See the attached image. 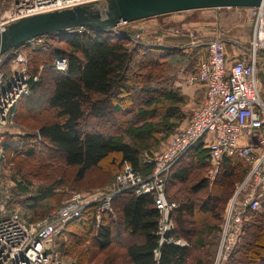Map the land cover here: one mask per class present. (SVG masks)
Returning <instances> with one entry per match:
<instances>
[{
    "label": "trees",
    "instance_id": "trees-1",
    "mask_svg": "<svg viewBox=\"0 0 264 264\" xmlns=\"http://www.w3.org/2000/svg\"><path fill=\"white\" fill-rule=\"evenodd\" d=\"M116 29L81 28L80 31L52 33L42 37L53 38L54 45L47 42L31 46L27 42L11 51V55L19 50L26 54L31 75L39 72L40 64L57 57L67 58V68L62 72L49 70L52 79L46 107L35 114H46L48 118L33 125L36 131L25 132L20 144L4 140L5 156L10 152L21 160L38 158L39 166H43L44 159L54 157L73 173L74 183L81 182L92 171L103 172L108 164H115L120 171L123 164L128 163L141 175L150 174L153 164L145 155L150 156L182 126L186 97L181 88L174 85L175 77L171 78L166 68L170 57H177L176 62L181 64L184 54L165 44L149 47L147 42L131 44L132 32L126 28ZM190 70L196 71L194 65ZM42 82L41 75L32 82L29 94L38 92ZM108 115L112 121L107 120ZM90 118L94 120L89 122ZM207 165H212L208 149L197 143L166 174L165 195L176 203V208L171 213L173 229L165 236L173 240L158 243V212L152 195L124 191L111 202L112 212H102L99 221L96 206L91 205L78 219L68 222L58 234V238L68 242L59 243L57 239L55 250L60 249L63 255L62 245L67 249L69 244L81 239L100 251L122 242L120 264H211L225 205L245 175L247 165L235 156H223L216 179L209 188L206 170L190 178L192 170ZM20 176L14 187L19 195L28 189L25 176ZM114 177L110 183L96 189L112 186ZM202 191L204 194L197 196ZM52 192L53 185L45 186L36 196L28 197L27 205L34 216ZM61 204L45 214L39 213L33 221L47 216ZM177 239H184L187 244L180 245L175 242ZM206 246L209 250L205 257L196 254L192 257L195 250L200 254ZM79 258L72 261L87 264ZM227 264H264L263 211L250 212Z\"/></svg>",
    "mask_w": 264,
    "mask_h": 264
},
{
    "label": "built area",
    "instance_id": "built-area-1",
    "mask_svg": "<svg viewBox=\"0 0 264 264\" xmlns=\"http://www.w3.org/2000/svg\"><path fill=\"white\" fill-rule=\"evenodd\" d=\"M94 1L104 0H0V28L21 17ZM250 12L251 35L242 56L230 60L224 41L212 37L204 43L205 57L196 71L184 74L187 84L203 87V99L187 122L169 136L162 150L147 156L146 160L153 164L150 174L143 176L124 163L112 186L74 192L61 206L33 222L16 209H6L9 190H0V264H77L59 255L54 237L91 205L96 206L99 221L102 212H112L111 202L124 191L151 194L158 212V243L173 240L165 234L173 229L171 213L176 203L166 198L165 177L170 167L197 143L208 149L214 171L223 156H235L247 165L225 205L211 262L227 264L250 212L264 210V6L250 7ZM11 51L0 54V168L6 162L2 143L15 126L17 105L29 94L32 82L38 80L37 73L29 74L27 57L22 52L13 54L9 66H5ZM52 66L65 71L67 58H55ZM175 242L186 245L181 239Z\"/></svg>",
    "mask_w": 264,
    "mask_h": 264
},
{
    "label": "rangeland",
    "instance_id": "rangeland-1",
    "mask_svg": "<svg viewBox=\"0 0 264 264\" xmlns=\"http://www.w3.org/2000/svg\"><path fill=\"white\" fill-rule=\"evenodd\" d=\"M228 15V11L225 9H198L184 12L168 13L133 22H125L123 24L117 25L114 29L119 27L116 30H120L122 28L130 30L132 32V36H130L129 38V40H131V44L145 43L146 40H144V34L151 31L154 27L160 26L165 30L163 32H169L170 34H172L165 35L160 39H149L146 44L148 47L151 44H165L170 48H178L182 52V54H184V58L182 59L181 64L180 62H176V60H178L177 57H170V60L167 61L168 66L166 68V71L168 70L167 73H169V76L173 78V76L176 77L178 76V74L182 75L187 71H191V67L195 65V61L200 57L199 52L205 51L204 43L208 39L200 38L198 35H196V32H198V28L200 27V25L204 26L207 29L209 27H212L213 32L215 33L214 35L218 36L221 39H230L229 34L233 31V29L227 28L226 30V28H224L222 25L223 23H227L228 26L229 21L233 19V17L231 18ZM211 22L213 24L207 26L205 25ZM52 40L53 38L39 37L29 41L28 43L31 44V46H37L39 44H44L47 42L52 44ZM54 44L55 42L52 45ZM247 45L248 43L246 44V46ZM18 52L24 53L21 50H19ZM52 61L39 65V72H37V74L38 79L39 76L42 75V87L38 92H36L35 94H28L24 99L20 101L21 103H18V105L20 104V107L18 109L16 108L15 111V126L10 129V131L12 132L11 134H5V142H10L11 144H20L23 135H19L17 132L25 133L28 132V130L34 132L36 130L33 125L38 124L39 122H43L46 120V118H48L46 117V114H41L40 116L42 117L39 118L40 120L37 119V117H40L38 116L39 112L44 111L42 108L46 107V100L50 94L52 75L50 74L49 70H55L54 67L50 65L52 64ZM41 66L42 68L40 69ZM129 103H131V101ZM186 105L187 100L183 107L184 117L181 125H183L187 121V119L191 115L192 110L196 107L194 106L192 109H189L186 107ZM36 113L38 114L35 116ZM106 118L108 121H112V119L109 118V115ZM89 120V122H92L94 119L90 118ZM166 141L167 140L162 141L155 148L151 155L158 154L164 147ZM147 156L148 155H145L146 158ZM40 161L41 160H39L38 158L21 160L20 157H15L12 153L9 152V154L6 155L5 164L0 168V190L8 189L10 194L9 201L7 202V206L5 208L16 209L22 215V217L29 222H32L36 216L38 217L39 213L45 214L53 207L61 204L64 200L71 196L72 193L76 191H86L91 189L95 190L96 188H98V186L100 187L102 185L110 183L114 175L119 171V168H117L115 164H108V166H104L103 172L92 171L88 173L86 178H84L81 182L74 183L72 181L73 173L70 170L65 169L60 160L54 157L50 159L46 158L42 163L43 166H39ZM107 169L109 171H107ZM203 170H206L205 174H207L206 180L209 188V186H211L213 181L216 179L218 172L214 171L212 165H207L206 168L204 167L203 169L192 170L190 178H193V175L196 174L200 175ZM20 174H23V176H25L26 180L28 181V189L26 193L21 195L16 194V192L14 191V187L16 185L15 180L20 179ZM56 182L58 183L56 184ZM52 185V194L43 201L44 205L36 209L38 214L35 213L34 216L27 205L28 197L36 196L38 192L41 191V189L45 188V186ZM203 194L204 192L202 191V193H198L197 196H202ZM115 231L117 230H114V232ZM58 237V235L54 237L55 243L57 242V239L59 243H61L60 241H63L65 244L68 242V240H64L62 237L60 239ZM117 237H119V235H117ZM123 246L124 245L122 244V242H117V245L112 244L107 249L100 251L96 246L86 244V241L81 239L76 243L69 244V246H67V249H65L62 245V251H65V253L63 252L64 256L62 255V252H60V249L58 253L63 259L67 260H73L74 258L80 259L79 257H81V259L87 264H120V262H122L121 250L123 249ZM208 250V246L203 248L200 251V254H198L197 250H195L192 253V257L196 254L197 256H201L203 258L207 255Z\"/></svg>",
    "mask_w": 264,
    "mask_h": 264
},
{
    "label": "water",
    "instance_id": "water-1",
    "mask_svg": "<svg viewBox=\"0 0 264 264\" xmlns=\"http://www.w3.org/2000/svg\"><path fill=\"white\" fill-rule=\"evenodd\" d=\"M264 6V0H104L37 13L9 22L0 28V54L23 43L78 28L113 31L121 22L158 15L222 7Z\"/></svg>",
    "mask_w": 264,
    "mask_h": 264
},
{
    "label": "crops",
    "instance_id": "crops-1",
    "mask_svg": "<svg viewBox=\"0 0 264 264\" xmlns=\"http://www.w3.org/2000/svg\"><path fill=\"white\" fill-rule=\"evenodd\" d=\"M217 9H225L228 11V14H229L228 16L231 18L233 17V19L231 21H229L228 26H227V23L222 24L223 27L226 28V30H227V28L233 29V31L229 34L230 39H223L222 38V40L225 43L227 57L230 60L231 59L233 60L235 58H239L240 56H242L241 53L243 52V50L247 47L246 44L248 43V41L250 39V35H251L252 16H251L250 8L249 7H222V8H217ZM189 11H191V10H189ZM219 20H220V16H219ZM210 24H213V23L211 22V23H207L205 25L207 26ZM234 28H235V31H234ZM208 29L205 28L204 26L200 25V27L198 28V32H196V35H198L200 38H204V39L205 38L209 39V38L214 37L215 33L213 32V28L209 27ZM163 31H165V30L162 29L160 26L154 27L151 31L144 34V40H146V42H147L149 39H154V38L160 39V38L164 37L165 35H172L169 32L165 33ZM215 37H218V36H215ZM183 44H184V42H183ZM11 53H13V52H10V54L7 56V58L11 55ZM205 53H206V49L204 52L203 51L199 52L200 57L195 61L194 69H196L198 67L199 62L202 59H204ZM7 58H6V61H7ZM10 62H11V60H10ZM10 62L7 64L5 62V66H9ZM189 72L190 71H187L184 74H187ZM184 74H182V75L178 74V76H176L174 78L173 83L175 86L180 87L182 89V92L185 95L186 100H187L186 107L189 109H192L194 106H198L201 103V101L203 99L204 91H203V87L201 85H189V84H187L185 82V79L183 78V77H185ZM262 211L264 212V210H262ZM181 240H184V239H181ZM186 244H187V242H186Z\"/></svg>",
    "mask_w": 264,
    "mask_h": 264
}]
</instances>
